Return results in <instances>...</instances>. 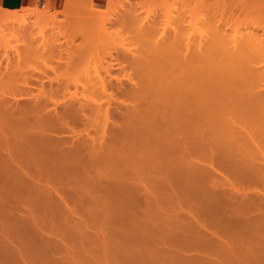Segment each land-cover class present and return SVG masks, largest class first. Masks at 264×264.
Wrapping results in <instances>:
<instances>
[{"label": "bare ground", "instance_id": "bare-ground-1", "mask_svg": "<svg viewBox=\"0 0 264 264\" xmlns=\"http://www.w3.org/2000/svg\"><path fill=\"white\" fill-rule=\"evenodd\" d=\"M162 3L163 0H109L106 5L100 6L102 9H94L91 0H82L79 4L86 8V12L83 17L74 21L72 14L78 3H74L73 0H68L63 9L54 11L50 15L43 14L36 8L25 9L26 13L25 11L21 13L17 9L1 8L0 40L8 44H12V40L17 41V46H14L18 56L14 52L17 57L15 64L9 61L11 57L7 56V52L4 55L6 60H3L2 53L0 56L2 58L0 59V193L5 196L3 199H6V196L10 197L14 210L19 211L26 206L31 214L39 208V212L43 211L47 214V212L53 213L54 210L58 211L62 206L65 207L71 198L76 201L78 197H75L76 193L78 192V195L80 193L78 188L84 185L80 189L85 190V187L89 185L91 191L96 188L97 192L101 193L99 196L105 198L99 200L109 204L106 208H110V204L114 201L115 210L121 208L119 206L123 204L121 209H126L128 212L129 196L134 191H131L132 185L128 182V179L132 177L129 176L131 170L132 172L135 170L134 174L140 179V175L145 170L149 172L147 169L151 168L155 171L160 160H164V163L166 161L173 166V170L168 168L172 170V174L168 172L171 174V180L169 182L166 180L173 185V190L166 191L172 195L175 194L177 200L178 193L181 197L194 198L188 200V197L180 198L179 196V202L183 200L186 202L185 199H187V203L189 201L194 206L197 201L201 210V212L198 211V208V214L186 217L188 220L193 217L201 226L197 228L195 234H192L193 230L190 231L191 225L188 227V223L185 226L190 232L184 234L182 224L180 225L182 228L179 226L176 228L183 231V234L178 232L179 235L176 232L174 235L177 236L173 239H210L208 241L210 245L206 242L200 246H203L200 252H206L207 256L199 254L194 259L197 258L195 261L200 259L201 264H205V258H207L208 264L214 261H217V264L220 259L218 253L220 254L221 250L215 249L217 248L214 247L216 240L264 239V85L263 89L260 86L264 84V66H260L264 65V62L259 60L260 63H257V59L263 58L264 40H261L263 38L256 33V35L249 34L248 37L246 35V38L244 35L240 37L245 38L242 41L237 38L239 45L233 47L231 41L230 48L229 40L231 39L228 37L227 40L222 32L214 31L205 39H203L204 35L202 40L197 38V43L192 40L193 38L191 39L192 36L187 35L191 32H185V27L180 21L179 24L176 23L178 25L169 37L168 35L160 36L162 30L160 31L159 28V18ZM178 4L179 1H175L170 9L175 10ZM185 10L188 12L187 9ZM192 10L195 11V9ZM185 19H187L186 15ZM120 24L133 29L147 45L146 50L144 49L145 51L138 56L125 55L123 58L130 61L129 67L133 71L126 80L119 78L115 80L111 77L112 67H114L111 66L112 64L108 65L111 68L107 69L110 75L107 83L104 78L96 77V80H93L88 77L83 85L75 84L74 92H71L70 83H65L63 80L61 82L58 77L46 80L49 77L47 72L33 75L34 79L29 80L28 72L25 71L20 60L19 48L22 42L28 49V53L34 54L35 57L54 55L56 51L62 57L64 51L70 52L69 47L79 33L88 36V30H92L103 40L114 41L121 37V33L110 32V29ZM18 41L22 43H20L21 46ZM49 44L50 50L47 49ZM226 53L228 54L226 56H229L226 57L227 59L235 57L239 58V62L246 61L243 63L244 67L242 66L244 71L241 72V77L245 71L249 72L250 78L247 77L246 80L251 79L254 83L257 80V83L253 85L259 88L253 86L254 88L247 89V83L250 87V82L245 83L246 80L243 78L246 77L242 78L244 82L241 80L240 86L238 73L237 75L234 73L236 75L234 78L238 77L239 80H234L228 76L229 74L227 75V79L230 77L237 83L223 78L224 71L230 72V68L227 69L230 65L223 64L227 67H221V62L217 63L216 60L220 57L225 58L223 55ZM249 53H251V60L248 61L249 56L246 55ZM260 54L262 57L256 58V55L259 57ZM230 59L227 60L229 64L233 60L230 61ZM167 60L170 62L163 63ZM150 61L164 64L169 74L160 80L159 69L147 70L151 66ZM231 69L233 70L234 67ZM121 70L123 71L124 68ZM232 70L230 75L234 76L233 72L238 71ZM109 88L113 90L112 93H108ZM160 111L166 117L164 126L167 131L174 132V135L170 133L173 136L167 137L166 144L160 141ZM99 118H103L101 129H98L101 131H96L95 134L89 133L88 130L94 127L93 125L97 126ZM226 176L236 179L237 182L232 178H230L232 183H228L229 180L226 182L228 179ZM138 178L135 179L138 180ZM220 179L225 182L224 184L221 181L224 184V186L222 184L223 187L219 186V181L216 182ZM212 181L215 182L213 187L210 186L213 189H208V184ZM218 186L222 188L218 189ZM142 187L145 188V186ZM68 195L71 198L67 199ZM70 195L75 196L73 198ZM119 198L123 200V203H119L118 206L115 201ZM193 200L195 201L192 202ZM5 205L8 204L5 203ZM5 205L2 208L6 207ZM189 208H191L190 205ZM62 209L60 210L63 211ZM121 209L118 211L122 212ZM27 211L25 210V213ZM189 212L191 215L190 210ZM52 213L50 214L53 216ZM123 215L126 216L125 213ZM27 216H29L28 213ZM34 218L36 217L34 216L30 221ZM111 218L114 219V217ZM117 219H119L118 216ZM193 220H190L191 224ZM196 223L193 224L196 226ZM39 224L38 226H41V222ZM17 235L16 241L20 238ZM25 237L28 239L27 235ZM34 239L33 237V241ZM213 239L216 240L213 241ZM23 241L17 242L20 244ZM28 241L31 242V240ZM187 241L188 244L191 242ZM34 242L37 244L36 240ZM201 243L199 241V244ZM247 243L249 242L247 241L245 245ZM239 245L241 248V244ZM197 247L200 249L199 246ZM25 248L28 250L27 247ZM242 252L248 254L245 251ZM226 253L230 254V252ZM236 255L241 259L243 257L238 253ZM208 256H213L214 259ZM228 257L233 259L231 255ZM250 258L253 264L259 262L264 264V257L262 260L259 257L255 258V255Z\"/></svg>", "mask_w": 264, "mask_h": 264}, {"label": "rangeland", "instance_id": "rangeland-1", "mask_svg": "<svg viewBox=\"0 0 264 264\" xmlns=\"http://www.w3.org/2000/svg\"><path fill=\"white\" fill-rule=\"evenodd\" d=\"M175 1H179V4H178L177 8H175V10L174 9L171 10L170 6ZM163 3H165V5H163ZM163 3H162V7H161L162 9L160 8V18H159V20H160L159 28H160V31L162 30L160 33V36L161 35H166V36L168 35L167 37H169V34H172L174 28L179 24L178 22L180 21V23H182V25H184V27H185V32H187V33L188 32H191V33L194 32V34H191V33L190 34L186 33V34L189 36H192L191 39L193 38L192 40H195V42H197V40H198L197 38H200V40H202L201 38L203 35H204L203 39L209 37L211 34H213L214 31H218L219 33L222 32V34H224L227 37V40L229 38L231 39V40H229L230 41V43H229L230 48L232 45H233V47L235 45H239L240 43L238 42V40L241 39L244 35H245L244 37L246 38V35L248 37L249 34L251 35L253 33L254 34L256 33V34H258L257 36H261V38H263L261 40H264V37H263L264 36L263 35L264 34V0H163ZM92 5H93L94 9H102L95 2H93ZM167 5H169V7ZM87 7H89V6H87ZM36 9L40 10L41 13L47 14V15H50V14L54 13V11H55V10L50 9L48 6H38V7H36ZM85 9L86 8H84V6H82V4H78L77 8L75 9V11L73 13L74 15L72 14L73 21L75 19L83 17L85 12H86ZM185 9H187L188 12H186ZM192 9H195V11L193 12ZM20 10H22V9H20ZM20 10H18V11L21 13L23 11H25L24 13L27 12V10H25V9H23L22 11H20ZM177 10H179V11H177ZM0 11H2L1 8H0ZM81 11H83V12H81ZM187 13H189L190 15ZM185 15H186L187 19H185ZM73 16H74V18H73ZM177 16L179 18H177ZM188 16H190V17H188ZM200 17H202V18H200ZM185 20H187V21H185ZM204 22H205V25H204ZM176 23H178V24H176ZM192 24H193V26H190ZM208 26H210V27H208ZM194 29L196 31H194ZM187 30H190V31H187ZM114 31L120 32L121 37H119V38L117 37L118 39H115L114 41L110 40L109 42L106 39H105L106 40L105 41L102 38H100V36H98V34H96L95 32L93 33L92 30H88V32H87V34L89 33L88 36H86V34H85V36H83L81 33H79L77 35V37L74 39L71 46L69 47L70 52L64 51V54H63L64 56H62L63 58L59 55L58 51H56L54 53V55L53 54H51V55L47 54V56H44V57L41 56L42 58H40L39 55H38V57H35V56H33L34 54L28 53V49H26L24 42H22L23 43L22 44L21 42L18 41L19 45H20V43L22 44V46L20 45L21 48H19L20 52H21L20 53L21 54L20 60H21V63L23 65L25 71L28 72L27 76H28L29 80L34 79L33 75H40L43 73L45 74V72H47V75L49 77H47L46 80H48L49 78L55 79L56 77H58V79H60V81L63 80V82H65V83L68 82L71 84V86H72V87L70 86L72 89L71 92L75 91V87H76L75 84H77L79 86H81V84L83 85L84 82H87L88 77L90 79L93 78V80L96 77L97 78H104L105 82L107 83L108 79L110 77L109 73L107 72V69L111 68V66H114V67H112L113 73L111 74V77L113 79L116 80V78H119L121 80H126L127 76L129 74L133 73V71L129 67L130 61L124 60L123 58L125 57V55L129 56V57L131 55L138 56L139 53H143V51L146 50L145 48L147 45L144 43V41L140 37H138L136 32L127 25H122V24L116 25L110 29V32H114ZM205 35H206V37H205ZM237 38H238V40H237ZM245 38H243V39H245ZM243 39H241V41ZM231 41L233 42L232 45H231ZM193 42L194 41H192V43ZM11 43L12 44H8L6 41H4L2 39L0 40V56L3 54L2 55V57H3L4 55H6L5 52H7V54H8L7 56L11 57V59L9 58L10 59L9 61L12 64H15L17 61V57H15V55L17 54L16 56H18V53L15 52V51H17L16 47H15V46H17V41L14 42V40H12ZM9 45L10 46L12 45V46L9 47ZM29 46H31V45H29ZM50 47L51 46L49 44L47 49H49ZM12 49H14V51ZM31 51L32 50H30V52ZM262 54H263V58H260V57H262ZM262 54H260V56L258 55L259 57H257V55H256V58H260V59H257L258 60L257 63L258 62L260 63V61L264 62V52ZM12 55H14V56H12ZM66 55H67V57H66ZM226 55H228V54L226 53L223 55L225 58L220 57L218 60H216L217 63H218V61L221 62V64H222L221 67L225 66L223 64H227L228 66L230 65L231 67L229 66L227 68V69L230 68V70H229L230 72L232 70L231 68H233V67H234V69L232 71L237 70L236 68H238V67H241V68H242V66L244 67L245 64L243 65V63H245L246 61L241 62L242 60H240V62H239V58L234 57V59L231 58V59H233L232 61H234L233 63H232L231 59L229 58L231 61V64H229V63H227L228 62L227 60H229L227 58L229 56L227 57ZM229 55H231V54H229ZM252 55H254V54H252ZM246 56H249V58H247L248 61L251 60V58H250L251 53L247 54ZM5 57L6 56H4L3 60H6ZM60 57H61V59H60ZM0 59L2 60V58H0ZM241 59H243V58H241ZM220 60H222V61H220ZM168 62H170V61L167 60L166 62H163V63H168ZM60 63H62V64H60ZM64 63H67V64H64ZM239 63H241L242 65H240ZM109 64H112V65L110 67H108ZM66 65L68 66L67 68L65 67ZM149 65H151L149 68H147V70H149V71H155L156 69L160 70V80H162L163 78H165L167 76V74H169V71L167 70L166 66L162 63H157V62L153 63L152 61H150ZM260 66H264V65L262 64ZM225 67H227V66H225ZM123 68H124V70L122 71L121 69H123ZM241 68L239 70H237L238 72H233L234 76H231L232 74L227 69H226V71L229 73H226L224 71L225 70V68H224L223 78L226 80L228 74H229L228 76L234 78L237 75V73L239 74L238 75L239 79H240L239 83L241 82L243 77H246V78H243L244 80H246L247 77L250 78L249 72L246 73V71H245V73H243V75L241 77V72L244 71V69L243 68L241 69ZM60 69H62V70H60ZM234 73H236V75ZM245 74H247V75H245ZM230 77H228L227 80H231ZM22 79H23V77H22ZM239 79H238V77L234 78V80H239ZM234 80L233 81L231 80V81L235 82ZM256 81H255V83H257ZM242 82H244V81L242 80ZM247 82H250V87H248L249 84ZM258 82H260V81L258 80ZM263 82H264V80H263ZM235 83H237V81ZM245 83H247V85H248V86L246 85L247 89H249V88L252 89V88H254L253 86H257V85H253L254 81H252L251 79L246 80ZM262 83H260V84H262ZM244 84H242V85H244ZM263 85L264 84L260 85L262 87V89H263ZM240 86H241V83H240ZM242 87L245 88V85ZM257 88H259V87L257 86ZM240 89H241V87H240ZM112 92H113V90L111 88H109L108 93H112ZM96 118H97V116H96ZM165 119H166V117L164 116L163 112L160 111V141L163 144H166L165 141H166L167 137L174 135V132H172V131L168 132L167 128H165V126H164V120ZM111 121H112V119H111ZM102 122H103V118H99L97 120V126L93 125L94 127H91L90 130H88V132L91 134H95L94 132H96V131L100 132L101 130L99 131L98 129L101 127ZM95 128H97V129H95ZM171 132L173 135L170 134ZM85 133H86V131L84 132V134ZM171 166L172 165L170 163L167 164L166 161L164 163V160H160V164L157 165V168L155 169V171L152 170L151 168H149L151 171L149 169H147V171H149V172H146V170H145L143 172L144 175L139 174L140 179L138 178V176H136V174H134V173H136L135 170H133L134 172H132V170H131V172L129 173V176L130 177L132 176V177L128 179V182L130 183V185H132L131 191H133V190L134 191L132 193H130V196H129L130 209L128 212L126 211V209L125 210L121 209L123 204H121V206H119V203H123L122 202L123 200L120 198L117 200L118 202L117 201H115V202L121 208L117 209V206H116L117 210H115V208H113V207H115V206H113V204L115 205L114 201L112 202L113 204H110L111 205L110 208H106V207H109V204L104 203L103 200L105 198L104 197L102 198V196H99V194L101 195V193H98L96 188H95L96 190L94 189V191H91V188L89 189V187H90L89 185H87V187L89 186L88 188L85 187V190L80 189V187L83 188L84 185H81L78 188V191L83 195L82 198H81L82 195H80V193L78 195V192L75 190L77 192L76 193L77 195L76 196L74 195V196L79 197V198L77 197L76 201L74 199H72L71 197H69V195H68L67 199L71 198L70 201L68 202L69 204H66L67 206L65 205V207L62 206L60 208V209L64 208V209H62L64 212L61 211L60 209H58V211L54 210L53 213L50 212L53 214V216L49 212H47V214H45L46 212H43V211L39 212L40 208L35 210L36 212L35 211L32 212L33 215L31 214L30 209L26 206H24L25 208L22 206L23 209L20 207L22 210H20V209H19V211L14 210V208H13L14 205H12L13 202L11 201V199H9L10 197L8 198L6 196L7 200L3 199V197L5 198V196L0 193L1 194L0 195V202L1 203L3 202L4 203L3 205H5V203L8 204L7 205L8 207L5 205L6 207L2 208L3 205L0 203V264H187L188 262H189L188 264H194V263L199 264V262L201 264V260L198 259L199 261L197 260L198 261L197 262V261H195V259H197V258L194 259V257H197V255L199 256V254H201L202 256H207L206 252H200V251H202V247H203V246L202 247H200V246L202 244H205L206 242H207V244L210 245V243L208 242L210 239H205V240L204 239H191V240L190 239H173L177 236V235H174V234H176V232L177 233L180 232L181 234H183V231H181L180 229H177L176 226H179V228L180 227L182 228V226H183L184 228H182V229L185 231L184 234L185 233L187 234V232H190L191 230H193V231H191V232H193L192 234H195L197 228H199L201 226L196 221V219H194L193 217H190L191 219L189 218V220L186 217L188 215L193 216V214H198L197 213L198 208H199L198 211L201 212V210H200V206L197 205V201L194 203V206L192 204H190L188 201V203L191 207V208H189V205L187 203V199L189 200L190 197L186 196V197H188L187 199H185L186 202L184 200L179 202V200H180L179 196H180V198H184L185 196L181 197V195L178 193L179 196H178V200H177V198L175 197L176 196L175 194L172 195L168 192V191H170V189L173 190V185L171 184L172 185L171 186L170 183L166 182V180L168 182L171 180L170 175L172 174L171 171L173 170L172 169L173 166L172 167ZM168 168H171L172 170H170ZM152 171L154 173H152ZM168 172L171 174H169ZM145 173H147V174H145ZM148 173H150V174H148ZM220 174H223V173H220ZM220 174H218V176ZM133 177H134V179H133ZM222 177H223V175H222ZM135 178L136 179L138 178V180H140V181L136 180ZM219 178H221V177H219ZM230 178H232V177H230ZM230 178L226 176V179H227L226 182L229 180L228 183H232L231 180L233 178L231 180H230ZM223 180H224V178H223ZM223 180H221V179L216 180V182L219 181L218 182L219 186L220 185L222 186L223 182L225 181V180L224 181ZM233 180L236 181V179H233ZM130 181H132V182H130ZM214 181H215V179H214ZM221 181H223V182H221ZM140 182H141V184H140ZM214 183L215 182L212 181L211 182L212 185L208 184V189L209 188L213 189L212 187L214 186ZM224 184H225V182H224ZM224 184H223V186H224ZM138 185H140V186H138ZM142 186H145V188ZM210 186H212V187H210ZM219 186H218V189H221L223 187L222 186L221 188H219ZM228 186L229 185L227 184V187ZM92 188H94V187H92ZM138 189H139V191H138ZM224 189H223V191H224ZM227 189L228 188H226V191H228ZM166 190H168V191H166ZM75 191H73V192H75ZM93 192H97V193L93 194ZM171 192H173V191H171ZM94 195L97 197H95ZM70 196H72L74 198L73 195H70ZM99 199H103V200H99ZM192 199H194V198H192ZM77 200H78V203L80 202L79 204L77 203ZM120 200H121V202H120ZM195 200H193L192 202H194ZM99 201H100V203H99ZM106 201H108V199ZM60 202H62V200ZM190 202H191V200H190ZM109 203H111V202H109ZM100 204L101 205L106 204V205L101 206ZM8 208H11V209H8ZM2 209H3V211H1ZM27 209H28V211H27ZM120 209H121V211L122 210L123 211L122 212L118 211ZM192 209H193V213H192ZM25 210L27 211L29 216H27V213H25ZM111 210L113 211V213ZM114 210L116 212H114ZM189 210L191 211V215H190ZM4 212H6V214ZM29 212H30V214H29ZM60 212H61V214H59ZM48 213H49V215H48ZM114 213L116 214L115 216H114ZM123 213H125L126 216H124ZM107 214H110V215L108 216ZM111 214L113 216H111ZM120 214H122V215H120ZM30 215H32V217ZM54 215L57 217V219ZM65 215L67 216V218ZM8 216H10L9 219H8ZM11 216H13V217H11ZM34 216L36 218H34V220L30 221V219H33ZM117 216L119 219H117ZM39 217H41V219H43V220L39 219ZM50 217L52 219L53 218L54 219L52 220V219H50ZM111 217H114V219ZM121 217H123V219ZM71 218H72V220H71ZM125 218H127L128 220L127 219L125 220ZM5 219H6V222H5ZM23 219H25L26 221ZM7 220H8V222H7ZM22 220L24 222H22ZM27 220H29V221H27ZM122 220L126 221V222H123ZM190 220L191 221L193 220L194 221L193 223L197 222L196 226L193 223L191 224ZM187 221H189V222H187ZM25 222H28V223H25ZM39 222H41V226H38V225H40ZM187 223H188V225H187ZM23 224L26 226L24 227ZM15 225H18L20 227H17ZM180 225H182V226H180ZM185 225H187L188 227L190 225L191 226L193 225L192 226L193 229H191L192 227L190 226L189 227L190 231H188L189 228L186 227ZM7 226H9V227H7ZM36 226H38V227L36 228ZM21 227H23V228H21ZM27 228H30L31 230H28ZM185 228H186V230H185ZM24 229H25V231H24ZM34 229H36V230H34ZM30 231H31V233H29ZM11 232H13V234H10ZM25 232H26L28 239H25L26 238ZM28 233L30 235H28ZM9 234L11 236L12 235L13 236L11 237V236H9ZM35 234H36V236H32ZM16 235H17V237H20V238H17V241L19 242V241H23V239H25V241H23L24 243L20 242V244H19L15 239ZM43 235L45 237H43ZM6 237L8 239H6ZM13 237L15 240L13 239ZM33 237L35 238L34 241L35 240L37 241L36 242L37 244H35V242L33 241ZM28 240H31V242ZM38 240H39V242H38ZM214 240H216V239H213V241ZM220 240L221 241H219V239H218V241L216 240V242H218V243L220 242V244H218V243L216 244V242H214V244H215L214 247H217L215 249L216 250L218 249V251L221 250L220 254L218 253V255L220 256V259H219L220 261L218 260L217 264H225V263L227 264V262H228V264H253L251 262L252 259L250 257H253L255 255V258L259 257V258H261V260H262V257H264L263 256L264 254H262V253H264V251H263L264 239H226V240L220 239ZM186 241L187 242L191 241V242H189L190 245L188 243H186ZM199 241L202 243L199 244ZM222 241H224L223 242L224 244L222 243ZM247 241L249 242V243H247V245L250 244L251 247H249L250 245L249 246L245 245ZM25 243H26V246H25ZM243 243H244V246H243ZM254 243L256 244V246ZM258 243H259V246H258ZM185 244H187V245L185 246ZM211 244H213L212 241H211ZM239 244H241V248H240ZM34 245H35V247H34ZM182 245H184V246L182 247ZM219 245H220V247H219ZM262 245H263V247H262ZM197 246H199L200 249ZM25 247H27L28 250H26ZM31 247H32V249H31ZM36 247H38V248L36 250H33ZM242 247H244L243 248L244 250L242 249ZM246 247H248V248H246ZM44 248L46 251L43 250ZM231 248L233 251L231 250ZM256 248H257V250H256ZM245 249H247V250L249 249L248 252H246L247 250H245ZM252 249H254V251ZM41 250H43V251H41ZM222 250H224V251H222ZM242 251H245L248 254H245ZM249 251L251 252V254ZM226 252H230V254L226 253ZM231 252H233V254H235V256ZM239 252H240V254H239ZM254 252H256V253H254ZM22 253H23V255H22ZM43 253H45V255H42ZM237 253L239 256H241V257L243 256L242 259L240 257L238 258V256L236 255ZM226 254L228 256L231 255L233 259H231V257H228ZM249 254H250V256H249ZM181 255H183L184 257ZM208 257L214 259L213 256H208ZM235 258L236 259L238 258L239 260L238 259L237 260L239 262ZM248 258H249V260H248ZM228 260H230V261H228ZM233 261H235V262H233ZM257 261H258V259H257ZM205 262H206L205 264L209 263L207 261V258H205ZM216 262L214 261V263H212V264H216ZM259 263H257V264H259Z\"/></svg>", "mask_w": 264, "mask_h": 264}, {"label": "crops", "instance_id": "crops-1", "mask_svg": "<svg viewBox=\"0 0 264 264\" xmlns=\"http://www.w3.org/2000/svg\"><path fill=\"white\" fill-rule=\"evenodd\" d=\"M82 0H73L74 3H81ZM99 6H104L109 0H91ZM68 0H0V8L9 10L32 9L38 6H48L52 10L63 9ZM92 2V3H93Z\"/></svg>", "mask_w": 264, "mask_h": 264}]
</instances>
